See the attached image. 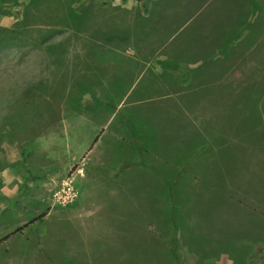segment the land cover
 I'll return each mask as SVG.
<instances>
[{"label":"rangeland","instance_id":"obj_1","mask_svg":"<svg viewBox=\"0 0 264 264\" xmlns=\"http://www.w3.org/2000/svg\"><path fill=\"white\" fill-rule=\"evenodd\" d=\"M16 21L0 264H264V0L1 1Z\"/></svg>","mask_w":264,"mask_h":264},{"label":"trees","instance_id":"obj_2","mask_svg":"<svg viewBox=\"0 0 264 264\" xmlns=\"http://www.w3.org/2000/svg\"><path fill=\"white\" fill-rule=\"evenodd\" d=\"M2 1L3 4V0H0V3ZM10 5V4H7ZM16 5V4H13ZM20 22L16 21V23L14 24V26L12 28H1L0 27V52L7 49L9 46H11L13 43H15L19 38H21V28L19 26ZM223 198L220 197V199L218 200L219 203L221 204L220 206H223ZM263 207V205H262ZM248 210H250L249 207H247ZM252 213H256L255 209H251ZM42 219V217L37 218L34 222H40ZM224 234H227L229 236V239L231 242H234L236 240V237L233 234H230L228 232V230H224ZM224 234H218L217 237L224 235ZM211 238H209L210 240ZM221 240H216V241H211L213 243L219 244Z\"/></svg>","mask_w":264,"mask_h":264},{"label":"crops","instance_id":"obj_3","mask_svg":"<svg viewBox=\"0 0 264 264\" xmlns=\"http://www.w3.org/2000/svg\"><path fill=\"white\" fill-rule=\"evenodd\" d=\"M244 12H246V11H244ZM250 16H252L251 14H250V12L248 13V16H246L245 18H243V19H239V20H237V19H233L234 20V22H240V23H242V22H248L249 20H250ZM235 18H236V16H235ZM223 21H225V19L223 18V19H218V17L216 18V20H215V23H216V26H215V28H217L218 30H222L223 29V26H221V23L223 22ZM229 26H227L226 28H228ZM39 218V217H38Z\"/></svg>","mask_w":264,"mask_h":264}]
</instances>
